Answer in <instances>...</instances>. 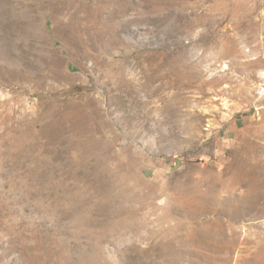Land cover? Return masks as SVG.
Segmentation results:
<instances>
[{"label": "rangeland", "instance_id": "rangeland-1", "mask_svg": "<svg viewBox=\"0 0 264 264\" xmlns=\"http://www.w3.org/2000/svg\"><path fill=\"white\" fill-rule=\"evenodd\" d=\"M0 264H264V0H0Z\"/></svg>", "mask_w": 264, "mask_h": 264}, {"label": "bare ground", "instance_id": "bare-ground-1", "mask_svg": "<svg viewBox=\"0 0 264 264\" xmlns=\"http://www.w3.org/2000/svg\"><path fill=\"white\" fill-rule=\"evenodd\" d=\"M238 168L242 171L243 169H244V164L242 163V164H239L238 165ZM232 218V217H231Z\"/></svg>", "mask_w": 264, "mask_h": 264}]
</instances>
